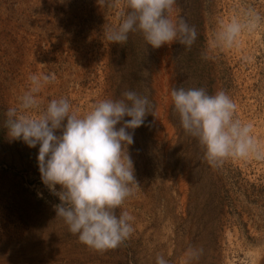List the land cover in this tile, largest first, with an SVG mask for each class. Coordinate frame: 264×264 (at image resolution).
I'll use <instances>...</instances> for the list:
<instances>
[{
	"label": "rangeland",
	"instance_id": "obj_1",
	"mask_svg": "<svg viewBox=\"0 0 264 264\" xmlns=\"http://www.w3.org/2000/svg\"><path fill=\"white\" fill-rule=\"evenodd\" d=\"M177 4L197 33L190 48L152 49L139 31L109 42L105 31L119 27L127 0H0V264H156L158 255L168 264H264V160L211 166L170 95L178 87L224 91L264 147V0ZM249 10L259 25L231 48L218 46L221 24ZM32 74L55 75L38 95L41 109L63 97L84 115L126 91L154 108L129 148L139 188L116 210L133 217L134 231L115 249L95 250L69 231L56 216L59 198L41 182L39 146L8 137L6 113L19 108ZM189 248L202 253L189 258Z\"/></svg>",
	"mask_w": 264,
	"mask_h": 264
},
{
	"label": "clouds",
	"instance_id": "obj_2",
	"mask_svg": "<svg viewBox=\"0 0 264 264\" xmlns=\"http://www.w3.org/2000/svg\"><path fill=\"white\" fill-rule=\"evenodd\" d=\"M127 5L130 11L119 27L105 31L112 44L126 43L133 31L141 32L152 49L173 43L190 48L195 42L196 30L180 15L177 0H127ZM260 22L261 17L249 10L243 20L222 23L215 42L231 48L245 30H254ZM29 80L19 108L6 113L8 137L29 148L39 146L41 182L59 198L56 216L69 231L95 250L117 248L134 231L133 217L127 211L116 213L139 188L129 148L146 116L155 117L154 108L147 97L126 91L123 98L102 100L84 115L73 111L63 97L41 109L38 95L55 75L32 74ZM170 95L182 129L198 139L211 166L229 159L264 160V147L253 135L252 125L235 117L237 105L224 91L209 94L203 88L178 87ZM201 253L202 249L189 248L186 255L197 258ZM156 264L168 261L158 255Z\"/></svg>",
	"mask_w": 264,
	"mask_h": 264
}]
</instances>
